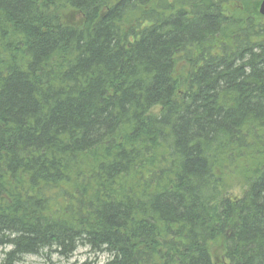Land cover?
Wrapping results in <instances>:
<instances>
[{
	"label": "trees",
	"instance_id": "trees-1",
	"mask_svg": "<svg viewBox=\"0 0 264 264\" xmlns=\"http://www.w3.org/2000/svg\"><path fill=\"white\" fill-rule=\"evenodd\" d=\"M260 2L0 0V264H264Z\"/></svg>",
	"mask_w": 264,
	"mask_h": 264
},
{
	"label": "rangeland",
	"instance_id": "rangeland-1",
	"mask_svg": "<svg viewBox=\"0 0 264 264\" xmlns=\"http://www.w3.org/2000/svg\"><path fill=\"white\" fill-rule=\"evenodd\" d=\"M262 1V0H261ZM255 0H253V3ZM65 18L72 23H77L80 20V17L77 14L68 13L65 15ZM180 70V69H179ZM184 73V72H183ZM160 110L159 107H156L152 110L153 113H158ZM226 186L224 194L230 197H239L242 195L247 185L246 182L238 175H231L225 179ZM9 247H4L0 245V260L3 257V253L8 250ZM210 252L212 259L216 264L224 263V248L216 244L211 245ZM99 256V257H98ZM98 257V261L103 262L106 260V255L96 254L89 252L87 247L79 245L74 251L73 255L69 259V262L78 261L82 262L85 259L93 260ZM19 264H65V260L59 258L55 253L47 254L46 252L38 255H26L23 257L22 261Z\"/></svg>",
	"mask_w": 264,
	"mask_h": 264
},
{
	"label": "water",
	"instance_id": "water-1",
	"mask_svg": "<svg viewBox=\"0 0 264 264\" xmlns=\"http://www.w3.org/2000/svg\"><path fill=\"white\" fill-rule=\"evenodd\" d=\"M258 12L261 16L264 17V0H262L259 4Z\"/></svg>",
	"mask_w": 264,
	"mask_h": 264
}]
</instances>
